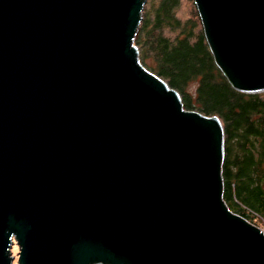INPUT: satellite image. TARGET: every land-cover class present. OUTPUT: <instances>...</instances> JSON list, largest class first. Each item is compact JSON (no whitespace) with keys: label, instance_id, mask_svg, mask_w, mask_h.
Returning <instances> with one entry per match:
<instances>
[{"label":"water","instance_id":"1","mask_svg":"<svg viewBox=\"0 0 264 264\" xmlns=\"http://www.w3.org/2000/svg\"><path fill=\"white\" fill-rule=\"evenodd\" d=\"M193 1L232 88L264 92V0ZM145 2L0 0V264H264L221 120L140 62Z\"/></svg>","mask_w":264,"mask_h":264},{"label":"trees","instance_id":"2","mask_svg":"<svg viewBox=\"0 0 264 264\" xmlns=\"http://www.w3.org/2000/svg\"><path fill=\"white\" fill-rule=\"evenodd\" d=\"M176 3L160 0L151 12H143L144 4L134 44L139 56L155 60L149 71L178 93L189 80L198 81L194 101L187 94L180 96L186 110L215 115L222 122L224 201L252 224L255 219L264 222V92L247 94L232 88L217 68L203 31L194 36L189 25L180 26L176 20ZM173 28L179 33L170 38L165 30Z\"/></svg>","mask_w":264,"mask_h":264},{"label":"rangeland","instance_id":"3","mask_svg":"<svg viewBox=\"0 0 264 264\" xmlns=\"http://www.w3.org/2000/svg\"><path fill=\"white\" fill-rule=\"evenodd\" d=\"M159 2L160 0H146L143 12H151L153 5L157 6ZM176 4L177 6L174 8V16L176 20L180 22V26L185 25V23L189 25L193 31L194 36H196L198 32L203 31L202 23L200 21V17H199L197 8L194 4V1L193 0H177ZM172 23L174 24L173 21ZM177 33H179V30L176 28L165 30V34H167L170 38H173L174 36H176ZM139 58H140L141 63L143 62L142 64L147 70H149L148 68L152 69L156 66L155 60L150 55H147V56L140 55ZM150 72L153 73V70ZM161 79L167 83L166 79L164 78H161ZM197 84H198V81L196 79L189 80L188 82L184 84L183 90L179 94L181 96L182 94H187L189 95V97L191 96L192 101H194L193 98L196 92ZM259 93H263V92H259ZM209 116H212V115H209ZM253 224L259 227L264 232V222L262 220L255 219ZM17 253H18V248L16 245H14L12 247V255H14L13 264H17L16 263Z\"/></svg>","mask_w":264,"mask_h":264}]
</instances>
